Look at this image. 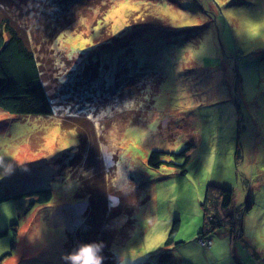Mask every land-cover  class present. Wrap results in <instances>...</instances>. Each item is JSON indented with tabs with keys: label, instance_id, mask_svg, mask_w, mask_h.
<instances>
[{
	"label": "rangeland",
	"instance_id": "rangeland-1",
	"mask_svg": "<svg viewBox=\"0 0 264 264\" xmlns=\"http://www.w3.org/2000/svg\"><path fill=\"white\" fill-rule=\"evenodd\" d=\"M86 1L48 37L52 114L0 111V230L18 224L0 264H105L98 241L115 264H264V0ZM63 118L88 122L78 133ZM188 145L184 174L148 165ZM209 187L233 191L238 239L203 235ZM34 188L52 199L14 197Z\"/></svg>",
	"mask_w": 264,
	"mask_h": 264
},
{
	"label": "trees",
	"instance_id": "trees-1",
	"mask_svg": "<svg viewBox=\"0 0 264 264\" xmlns=\"http://www.w3.org/2000/svg\"><path fill=\"white\" fill-rule=\"evenodd\" d=\"M43 1L0 0V111L19 117L27 115L48 116L52 114L50 95L43 80L45 71H47L45 64L49 62L46 67H50V65L56 66L51 58L53 51L49 49L50 42L48 37L57 36L69 26L65 25L68 18L64 17L61 12L64 5L66 7H76L82 11L86 9L87 2L86 0H51V5L46 6ZM146 26L151 25L144 23L140 29H146ZM134 28L137 27L135 26ZM99 48L101 49L100 46ZM92 68L89 65L86 70ZM82 121L88 122L86 120L63 118L60 124L63 128L76 129L78 133H81V130H83L80 127ZM83 142L84 139L81 140V143ZM193 147V145H188L177 153L153 150L149 154L148 165L158 169L162 164H169L180 167L181 172L184 174ZM166 155L170 156L174 161L165 160ZM176 160H181L182 162L177 163ZM211 188L212 190L210 187L207 189L200 204L205 216V231L203 235L205 236L214 230L228 227L231 229L233 237L238 239L240 236L238 235L239 219L238 217L236 218L235 214L228 211L233 202V191L227 188ZM14 197L29 198L28 208L31 209L35 205L48 203L52 199V192L48 188H34L16 193ZM251 205L252 202L247 203L246 210H249ZM177 228L178 221H174L169 236L165 241V246L171 245L173 242L172 234ZM8 229L12 231L13 238L10 247L13 249L18 224L12 223L8 227L1 229L0 237L5 235ZM90 231H85L75 238L83 254L91 246H83L81 238L84 237L92 244L94 241L92 234L88 233ZM69 238L73 240L74 237L69 235ZM203 239L205 238L203 237ZM101 240L104 243L109 241L103 238ZM98 242L99 246H93L98 251L94 252L99 257L102 258L104 256L106 258L107 262L105 264H115L111 256L105 254L108 253L107 247H101V242ZM63 248L65 252H70L72 250L71 242L69 246H67L66 242ZM7 256H10V252L4 254L2 258ZM64 257L66 258V256ZM68 264L87 263L79 259L77 262L68 261Z\"/></svg>",
	"mask_w": 264,
	"mask_h": 264
}]
</instances>
